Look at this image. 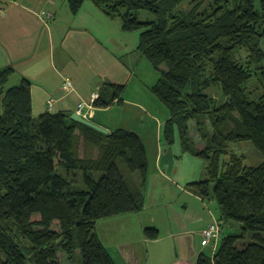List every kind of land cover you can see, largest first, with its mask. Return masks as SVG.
Wrapping results in <instances>:
<instances>
[{"label": "trees", "instance_id": "1", "mask_svg": "<svg viewBox=\"0 0 264 264\" xmlns=\"http://www.w3.org/2000/svg\"><path fill=\"white\" fill-rule=\"evenodd\" d=\"M86 2L119 18L125 32H139L138 50L160 74L153 91L171 113L166 137L173 141L178 128L184 149L206 162L208 177L190 185L218 201L224 230L214 255L201 254L197 264H264V161L249 165L234 147L251 142L264 156V0L68 5L77 14ZM142 10L153 18L142 20ZM242 51L246 61L238 60ZM14 72L0 69V264H70L76 254L84 264H116L97 225L144 208L142 138L126 129L105 134L63 111L36 116L32 81L9 86ZM110 87L112 96L104 90L96 106L110 105L125 88ZM119 161L140 180L128 178ZM146 234L160 235L156 227Z\"/></svg>", "mask_w": 264, "mask_h": 264}, {"label": "crops", "instance_id": "2", "mask_svg": "<svg viewBox=\"0 0 264 264\" xmlns=\"http://www.w3.org/2000/svg\"><path fill=\"white\" fill-rule=\"evenodd\" d=\"M128 33L122 29L121 21L108 18L91 2H86L74 14L68 0H0V69L15 68L13 84L22 78L32 81L35 114L48 111V100L54 97L56 101L51 111L65 112L69 121H75L72 115L78 113L81 102L94 103V91L101 95L105 90V94L111 97L114 90L111 84L124 85L121 95L110 105L99 107L93 104L85 109V117L107 128L109 133L126 129L140 135L149 158L145 205L137 213L101 220L97 232L116 264H197L201 254L214 255L221 238L208 242L203 233L206 227L196 231L191 229L196 220L188 222L173 217L168 231L169 241L157 244L162 235L160 226L154 217L150 220L142 218L141 213L147 207L150 179L152 182L157 178L158 181L172 182L165 165L161 164L164 145L158 147L154 144L156 158L154 163L150 162L145 136L150 127L164 133L167 122L163 124L154 119L148 110L145 101L151 99L147 94L153 93L155 84L150 87L143 78L139 79L138 62L142 53L138 50V38ZM128 35H131L130 39ZM65 77L71 78L75 86L71 92L64 89ZM136 81L140 82L135 84L136 96L128 97L126 91ZM114 113L120 116L116 126L111 117ZM148 118L157 124L151 122L147 127ZM165 138L168 144L176 140L175 134L173 141L168 140L166 133ZM131 177L134 182L140 180ZM207 177L206 168V176L190 178L187 189L202 197L190 183ZM150 200L153 201V196ZM219 208L221 217L220 205ZM148 227H156L159 237H148ZM208 246L212 247L210 254L206 252Z\"/></svg>", "mask_w": 264, "mask_h": 264}, {"label": "rangeland", "instance_id": "3", "mask_svg": "<svg viewBox=\"0 0 264 264\" xmlns=\"http://www.w3.org/2000/svg\"><path fill=\"white\" fill-rule=\"evenodd\" d=\"M209 1L210 0H205L206 4H208ZM190 6L191 4L186 2L183 5V8L188 9L190 8ZM140 18L142 20H146L148 18L153 17L148 11L142 10L140 12ZM117 21L120 22V19L118 18ZM128 34H132V36H135L134 38H138L139 43V32L133 31L129 32ZM128 36V38L130 39L131 35ZM237 57L240 61H246L248 58V52H239ZM138 67L139 79L143 78L144 82L149 84V86L157 83L160 74L155 69L153 63L143 54L141 58H139ZM12 84L13 79L9 83V86ZM135 84H140V82L134 83L126 91L128 97L136 96V93L134 92ZM256 86L257 81H254L251 84V89H254ZM212 92L217 96V98L221 102L223 101V97L221 96L219 90L214 89ZM147 96H150L151 99L153 96V100H151L150 98H146L145 101L146 105L148 106L149 112L152 114V117L154 119L161 120L163 124H165L167 122V119L171 116L169 108L157 97L154 91L153 93L149 92ZM35 115L38 116L39 112L37 111ZM111 117H113L112 122L116 126L118 124V121L120 120V116L117 113H114ZM150 120L151 119L148 118V121L146 123L147 127H150L151 122H154ZM155 124H157V122H154V125ZM191 124L192 132L195 133V122ZM195 136L196 138H198V146L203 147L204 143L203 141H201L200 136L197 133L195 134ZM145 137L149 146L148 153L151 163H154L156 158L154 144L158 147L159 145H164L161 164L165 165L167 169V176L170 177V180L172 182L168 183V181H158L157 177V181L154 182H152L150 179L147 197L148 200L146 201L147 207L141 213L143 215L142 218L144 220H150L152 217H154V220L156 221L155 223L160 226L162 235L161 240L157 244H164L169 241L170 238L168 237V231L173 217L178 220H186L188 222H192L191 220H196L194 224L192 223L191 225V229L196 231L204 227L207 228L213 222L220 221L219 203L215 198L205 197L203 199L201 196L197 197L196 195H194L193 190L189 191L187 189V183L190 178L193 179L196 177L206 176V162L203 158L196 156L191 152L183 149L178 128L175 130L176 140L174 143L168 144L166 142L165 132L163 133V130L161 133H159L155 129L151 130V127ZM234 147L240 153L246 156V163L249 165H258L259 163L264 161V156L259 153L257 148L251 142L235 144ZM119 165L128 178H131V176L140 178L138 172L131 173L128 170L126 164L122 161H119ZM149 172L151 173V171ZM170 172H172V175H170ZM152 196L153 201L151 202L150 199L152 198ZM205 248L206 252L210 254L212 251V247L208 246ZM70 264H84L83 256L81 254H76Z\"/></svg>", "mask_w": 264, "mask_h": 264}, {"label": "built area", "instance_id": "4", "mask_svg": "<svg viewBox=\"0 0 264 264\" xmlns=\"http://www.w3.org/2000/svg\"><path fill=\"white\" fill-rule=\"evenodd\" d=\"M64 89H66L68 92H71L75 89V86L69 77L64 78L63 83ZM100 97L99 91H94L92 93V102H95ZM56 99L54 97H50L48 100V109L52 110L54 107ZM94 103L87 104L86 102H81L78 105L77 112L78 114L82 115L83 117L86 116L85 109L88 107H91ZM86 118V117H85ZM223 224L221 221L213 222L211 223L207 228L204 229L203 233L205 236L206 241L211 242L217 239H220L223 234Z\"/></svg>", "mask_w": 264, "mask_h": 264}, {"label": "water", "instance_id": "5", "mask_svg": "<svg viewBox=\"0 0 264 264\" xmlns=\"http://www.w3.org/2000/svg\"><path fill=\"white\" fill-rule=\"evenodd\" d=\"M72 118L75 120V121H78V122H81L83 124H86V125H89L105 134H108L109 133V130L85 117H83L82 115L78 114V113H74L72 115Z\"/></svg>", "mask_w": 264, "mask_h": 264}]
</instances>
